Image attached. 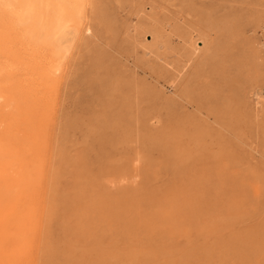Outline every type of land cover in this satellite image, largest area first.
<instances>
[{"label":"rangeland","instance_id":"374dc122","mask_svg":"<svg viewBox=\"0 0 264 264\" xmlns=\"http://www.w3.org/2000/svg\"><path fill=\"white\" fill-rule=\"evenodd\" d=\"M89 1L17 264H264V0Z\"/></svg>","mask_w":264,"mask_h":264},{"label":"bare ground","instance_id":"6f19581e","mask_svg":"<svg viewBox=\"0 0 264 264\" xmlns=\"http://www.w3.org/2000/svg\"><path fill=\"white\" fill-rule=\"evenodd\" d=\"M89 2L0 0V264H17L30 234L33 163L19 150L22 144L27 155L34 150L36 141H30L50 89L72 44L86 31Z\"/></svg>","mask_w":264,"mask_h":264}]
</instances>
